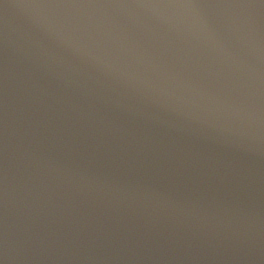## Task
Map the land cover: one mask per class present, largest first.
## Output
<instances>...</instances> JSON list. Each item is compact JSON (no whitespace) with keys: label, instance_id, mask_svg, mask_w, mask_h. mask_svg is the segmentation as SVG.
Here are the masks:
<instances>
[{"label":"water","instance_id":"water-1","mask_svg":"<svg viewBox=\"0 0 264 264\" xmlns=\"http://www.w3.org/2000/svg\"><path fill=\"white\" fill-rule=\"evenodd\" d=\"M0 264H264V0H0Z\"/></svg>","mask_w":264,"mask_h":264}]
</instances>
